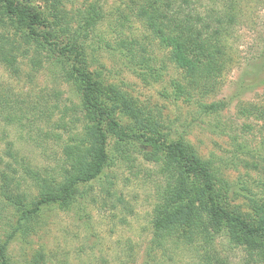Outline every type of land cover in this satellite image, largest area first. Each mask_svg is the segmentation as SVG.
Segmentation results:
<instances>
[{
	"label": "trees",
	"instance_id": "trees-1",
	"mask_svg": "<svg viewBox=\"0 0 264 264\" xmlns=\"http://www.w3.org/2000/svg\"><path fill=\"white\" fill-rule=\"evenodd\" d=\"M46 2L44 12L27 3L0 0V62L18 75L19 57L27 58L33 50L35 65L47 62L60 68L58 78L71 87L78 103L72 101L73 108L62 106L57 94L58 100L47 111L38 113L37 106L31 107L32 112L50 120L55 110L60 112L54 126L61 132L48 133L61 145L60 159L54 166L33 167L11 148L8 160L0 156V221L5 224L0 235V264H18L10 255L11 244L18 237L28 240L38 233L49 212L73 210L88 196L89 186L110 163L108 132L115 138V159L135 162L134 154H139L160 167L163 186L152 214V246L145 264L155 261L156 251L165 249L171 240L200 245L198 252L211 264L214 257L208 251L220 235L242 248L248 262L264 264V205L259 204L253 221L231 210L213 162L201 158L184 138L171 139L163 131L162 121L160 125L151 118L146 107L129 94L107 85L104 74L93 68L96 46L107 41L99 33L106 21L103 6L94 2L74 12L64 0ZM261 3L264 0H131L128 8L149 32L147 39L167 49L171 62L184 74L183 82L173 84L177 98H193L206 97L218 86L228 64L234 61L235 51L241 52L239 26L253 20V8ZM15 24L26 34L10 31ZM20 39L33 49L24 47ZM115 40L116 49L130 61L153 69L149 50L141 41L129 40L123 33ZM239 83L238 94L264 85V46L247 65ZM1 104L5 105L3 110L21 113L18 120H23V110L16 109L14 101ZM200 104L207 114L226 107L224 102ZM119 112L129 116L133 124L123 125L116 117ZM240 112L264 119V104L243 105ZM103 192L111 194L109 189ZM49 262L41 249L28 264Z\"/></svg>",
	"mask_w": 264,
	"mask_h": 264
},
{
	"label": "rangeland",
	"instance_id": "rangeland-1",
	"mask_svg": "<svg viewBox=\"0 0 264 264\" xmlns=\"http://www.w3.org/2000/svg\"><path fill=\"white\" fill-rule=\"evenodd\" d=\"M16 1L47 11L46 0ZM64 1L69 11L74 12L94 2L103 6L106 21L99 27V33L107 41L96 44L98 50L93 68L104 74L107 85L129 94L146 107L151 118L160 125L162 121L163 131L171 139L184 138L201 158L212 161L231 210L253 221L259 204L264 205V119L255 114L245 116L240 107L264 104V85L240 94L238 90L243 71L264 46V3L253 8V20L247 21L248 26H239L241 52L235 51L233 63L228 64L214 91L206 97L177 98L173 84L183 82L184 74L171 62L167 49L147 39L149 32L130 13L131 0ZM127 15L128 20L124 18ZM10 31L26 34L18 24ZM118 33L129 40H139L147 47L153 69L130 61L116 49ZM20 41L24 47L33 49L23 39ZM29 55L19 57L18 75L0 62V156L8 160L11 148L18 158L26 159L33 167L50 168L61 155L60 141L48 134L53 130L61 132L54 126L60 112L55 110L51 120L38 113L53 106L58 100L57 94L62 106L73 108L72 101L78 103V100L71 87L58 78L59 67L47 62L35 65L33 50ZM7 101H14L16 109L22 108L23 120H18L21 113L9 109L12 111L9 115V110H3L5 105L1 103ZM201 102H224L226 107L207 114ZM32 106L38 107V113L31 111ZM116 117L123 125L133 124L129 116L120 112ZM108 151L109 165L101 177L91 183L88 188L91 192L78 207L49 212L38 233L28 240L18 237L11 244L10 255L18 264H28L33 254L41 249L49 256V264L147 263L152 246V214L163 186L160 167L144 161L139 154H134L135 162L115 159V138L109 132ZM106 189L111 193L109 196L103 192ZM4 229L5 224L0 221V235ZM199 248L198 244L171 240L165 249L156 251V260H149V264H208L202 252H198ZM208 254L214 257L211 264H257L248 262L246 252L230 244L225 235L215 238Z\"/></svg>",
	"mask_w": 264,
	"mask_h": 264
}]
</instances>
